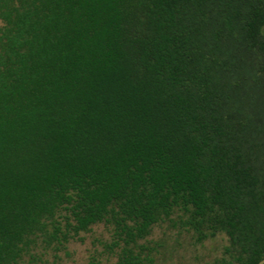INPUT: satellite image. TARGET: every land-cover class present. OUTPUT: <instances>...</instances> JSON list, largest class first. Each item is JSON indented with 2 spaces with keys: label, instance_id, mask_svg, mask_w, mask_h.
<instances>
[{
  "label": "trees",
  "instance_id": "16d2710c",
  "mask_svg": "<svg viewBox=\"0 0 264 264\" xmlns=\"http://www.w3.org/2000/svg\"><path fill=\"white\" fill-rule=\"evenodd\" d=\"M173 216L264 259V0H0V264Z\"/></svg>",
  "mask_w": 264,
  "mask_h": 264
},
{
  "label": "rangeland",
  "instance_id": "374dc122",
  "mask_svg": "<svg viewBox=\"0 0 264 264\" xmlns=\"http://www.w3.org/2000/svg\"><path fill=\"white\" fill-rule=\"evenodd\" d=\"M112 240V228L105 223L94 224L64 245L47 248L37 246L25 254L18 264H115L116 250L107 245ZM146 243L155 247L151 261L144 264H214L226 243L223 234L196 242L191 230L175 216L155 224Z\"/></svg>",
  "mask_w": 264,
  "mask_h": 264
},
{
  "label": "water",
  "instance_id": "95a60500",
  "mask_svg": "<svg viewBox=\"0 0 264 264\" xmlns=\"http://www.w3.org/2000/svg\"><path fill=\"white\" fill-rule=\"evenodd\" d=\"M264 262V259H262L260 262H259V264H262Z\"/></svg>",
  "mask_w": 264,
  "mask_h": 264
}]
</instances>
